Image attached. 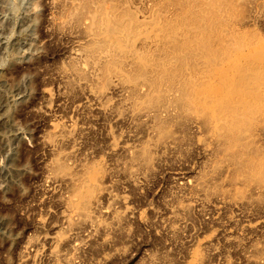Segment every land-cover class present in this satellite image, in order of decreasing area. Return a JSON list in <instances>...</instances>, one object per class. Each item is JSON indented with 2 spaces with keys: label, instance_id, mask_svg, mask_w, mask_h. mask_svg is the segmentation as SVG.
<instances>
[{
  "label": "rangeland",
  "instance_id": "374dc122",
  "mask_svg": "<svg viewBox=\"0 0 264 264\" xmlns=\"http://www.w3.org/2000/svg\"><path fill=\"white\" fill-rule=\"evenodd\" d=\"M83 1L0 0V264H189L196 249L200 264H264V186L230 197L243 181L230 183L228 161L215 167L218 144L177 117L167 84L157 107L133 104L134 89L148 90L141 78L96 90L106 56L87 51ZM248 1L245 21L264 33V1ZM158 117L171 136L158 140ZM145 143L150 164L135 158ZM57 158L74 172L103 165L87 214L68 206Z\"/></svg>",
  "mask_w": 264,
  "mask_h": 264
},
{
  "label": "bare ground",
  "instance_id": "6f19581e",
  "mask_svg": "<svg viewBox=\"0 0 264 264\" xmlns=\"http://www.w3.org/2000/svg\"><path fill=\"white\" fill-rule=\"evenodd\" d=\"M264 1V0H263ZM149 12L138 11L125 0H84L80 9L89 20V53L104 50L96 85L103 92L110 78L148 85L142 97L133 90V104L157 107L164 102L167 84L177 117H193L218 144L215 167L231 165L228 179L233 199L245 198L250 185L264 186V148L256 143L264 128V33L245 21L248 0H153ZM68 15H76V11ZM170 117L156 119L159 138L171 136ZM151 144L135 158L150 164ZM57 175L71 178L67 204L82 215L101 190L104 167L90 162L72 171L57 158ZM248 197V196H247ZM264 246V244H263ZM264 256V247L259 248ZM203 258L196 249L189 264Z\"/></svg>",
  "mask_w": 264,
  "mask_h": 264
}]
</instances>
